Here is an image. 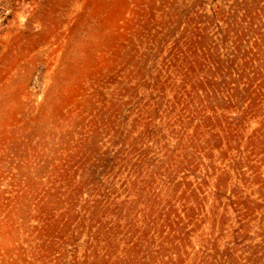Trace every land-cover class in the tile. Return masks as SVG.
<instances>
[{
	"label": "rangeland",
	"instance_id": "rangeland-1",
	"mask_svg": "<svg viewBox=\"0 0 264 264\" xmlns=\"http://www.w3.org/2000/svg\"><path fill=\"white\" fill-rule=\"evenodd\" d=\"M0 264H264V0H0Z\"/></svg>",
	"mask_w": 264,
	"mask_h": 264
}]
</instances>
